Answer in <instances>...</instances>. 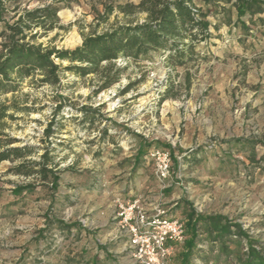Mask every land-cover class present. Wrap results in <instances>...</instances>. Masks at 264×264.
Instances as JSON below:
<instances>
[{
	"label": "rangeland",
	"instance_id": "obj_1",
	"mask_svg": "<svg viewBox=\"0 0 264 264\" xmlns=\"http://www.w3.org/2000/svg\"><path fill=\"white\" fill-rule=\"evenodd\" d=\"M105 2L115 5L107 19L101 18ZM139 2L6 0V6L11 23L28 11L58 7L57 18L34 26L28 40L72 50L85 36L113 24L144 21V12L135 9L128 15L116 7ZM196 4L218 29L212 26L211 36L198 42L183 64L168 60V51L141 61L118 58L116 67L123 69L118 81L100 92L102 73L81 77L63 71L56 86L32 85L27 79L19 91L0 94V102L15 99L31 107L29 113L5 119L3 139L35 147L28 159L39 160L48 149L62 171L54 191L35 178L9 172L18 160L0 162V203L12 207L0 220V248L21 246L19 254L11 251L6 264H96L94 259L132 264L124 241L114 243L121 237L119 228L112 229L118 227L119 203L135 198L184 221L194 211L223 216L242 229L211 235L206 225L200 230L205 242L187 261L183 244L178 245L171 264H246L251 243L264 253V23L247 22V30L237 22L232 3ZM82 108L94 111L93 122L82 121ZM52 119L56 130L46 139L44 129ZM155 147L172 153L167 186L147 159ZM27 183L35 186L13 195V185ZM46 213L74 226L42 232Z\"/></svg>",
	"mask_w": 264,
	"mask_h": 264
},
{
	"label": "trees",
	"instance_id": "obj_2",
	"mask_svg": "<svg viewBox=\"0 0 264 264\" xmlns=\"http://www.w3.org/2000/svg\"><path fill=\"white\" fill-rule=\"evenodd\" d=\"M196 1H203L207 5L219 2L232 3L237 13V22L247 30H250L247 22L257 24L258 21H261L264 23L263 0H140L138 4H118L116 7L128 15H132L136 11L144 12L146 14L144 21L135 24L131 22L113 24L102 33L85 36L82 45L75 49H57L56 47L43 46L42 43L31 42L28 40V31L34 26H44L47 17L57 18L58 7L46 5L28 11L11 23L7 17L9 10L6 0H0V38L2 39L0 43V94L19 91L27 79L32 85L56 86L60 83L63 71H71L81 77L92 73H102L104 83L97 91L100 92L118 81L119 72L123 70L116 67L118 58L141 61L151 58L155 52L168 51V55H166L168 60L173 59L177 64H183L195 54L197 43L211 36L210 28L214 26L215 29H218V25H213L207 19V12L198 7ZM103 4L104 13L101 14V18L107 19L113 13L115 5L108 2ZM26 17L27 19H25ZM28 20L31 23H28ZM35 35L33 34L32 38ZM56 60L69 61V64L63 66ZM61 106L62 104L55 111H58ZM10 110L14 112L9 113ZM81 110L86 112L82 121L93 122L94 111L86 108ZM30 111V106H21L15 99L11 104H7L5 101L0 102V162L18 160V163L8 170L9 172L27 178H35L37 183L51 185V190L56 191L60 186V172L62 171L58 168L59 165L54 161L53 156L50 155V151L45 150L39 160L28 159V156L36 152L35 147L13 146L16 142L15 139H3L2 137L6 118L14 119L15 112L29 113ZM54 125L55 121L52 119L45 127L46 139L55 132ZM104 134H106V130ZM139 154L135 159L136 164L140 163ZM248 156L252 162L256 161L255 155ZM34 186L35 183L15 184L13 192L18 195ZM50 214L46 213L45 215L46 229L42 232L54 228L68 231L74 226L63 220L55 219ZM222 223L223 225L220 226ZM185 224L186 242L183 244V259L185 261L189 259L201 242H205L200 235L202 227L208 225L205 231L211 235L220 232L228 233L232 227L242 231L238 225L228 223L223 216H206L194 211L188 214ZM213 242L217 243V239H214ZM254 244L251 243L249 246L246 264H264L263 247L259 248ZM185 261L182 264H186ZM92 262L99 264L97 259Z\"/></svg>",
	"mask_w": 264,
	"mask_h": 264
},
{
	"label": "built area",
	"instance_id": "obj_3",
	"mask_svg": "<svg viewBox=\"0 0 264 264\" xmlns=\"http://www.w3.org/2000/svg\"><path fill=\"white\" fill-rule=\"evenodd\" d=\"M147 159L154 175L167 186L172 176L173 157L167 148H152ZM119 235L125 237V250L132 264H171L177 246L186 242V224L171 217L160 205L147 208L141 198L121 201L116 214Z\"/></svg>",
	"mask_w": 264,
	"mask_h": 264
},
{
	"label": "crops",
	"instance_id": "obj_4",
	"mask_svg": "<svg viewBox=\"0 0 264 264\" xmlns=\"http://www.w3.org/2000/svg\"><path fill=\"white\" fill-rule=\"evenodd\" d=\"M15 188V185H13V189ZM13 189H12V193H13V195L14 196H17V194H14V192H13ZM19 195V194H18ZM120 196V195H119ZM180 196V195H179ZM121 198V197H120ZM123 200H125V197H124V199ZM147 207V206H146ZM10 208H12L10 205H9V203H7L6 205H5V203H3V202H1L0 203V220L1 219H6L8 216H9V214H11L10 213V211H11V209ZM147 208H151V207H147ZM171 217H174V216H171ZM118 226V225H117ZM118 230V227H114L113 229H112V232L114 233L115 231H117ZM117 236V235H116ZM118 238V237H117ZM119 240H114V243H117L118 241L120 242H122V241H124V243H125V241H126V238L125 237H119L118 238ZM112 240V239H111ZM15 250H9V249H5V248H0V264H6L7 263V261L9 260V254L11 253V251H12V253H16V254H19V252L21 251V246L20 245H16L15 247ZM18 258H19V255H18Z\"/></svg>",
	"mask_w": 264,
	"mask_h": 264
}]
</instances>
